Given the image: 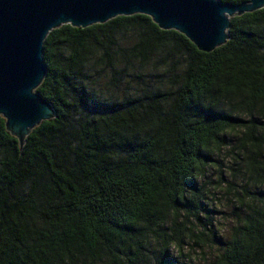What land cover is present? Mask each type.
I'll list each match as a JSON object with an SVG mask.
<instances>
[{
    "label": "trees",
    "instance_id": "16d2710c",
    "mask_svg": "<svg viewBox=\"0 0 264 264\" xmlns=\"http://www.w3.org/2000/svg\"><path fill=\"white\" fill-rule=\"evenodd\" d=\"M227 33L211 52L143 14L48 33L53 118L20 147L0 116V264H264V8Z\"/></svg>",
    "mask_w": 264,
    "mask_h": 264
},
{
    "label": "water",
    "instance_id": "95a60500",
    "mask_svg": "<svg viewBox=\"0 0 264 264\" xmlns=\"http://www.w3.org/2000/svg\"><path fill=\"white\" fill-rule=\"evenodd\" d=\"M264 8V0H0V116L21 147L54 111L36 92L47 68L43 43L62 25L85 28L117 16L143 14L211 52L228 39L230 18Z\"/></svg>",
    "mask_w": 264,
    "mask_h": 264
},
{
    "label": "rangeland",
    "instance_id": "374dc122",
    "mask_svg": "<svg viewBox=\"0 0 264 264\" xmlns=\"http://www.w3.org/2000/svg\"><path fill=\"white\" fill-rule=\"evenodd\" d=\"M215 223L220 229H228L230 226V219H228L226 212L228 213L227 201H225L222 197L219 199H215ZM179 264H209V257L203 256L202 254H194L193 252H188L182 257L177 258Z\"/></svg>",
    "mask_w": 264,
    "mask_h": 264
}]
</instances>
